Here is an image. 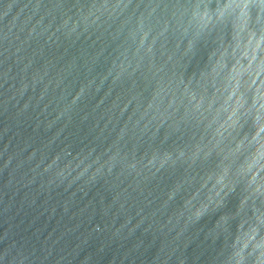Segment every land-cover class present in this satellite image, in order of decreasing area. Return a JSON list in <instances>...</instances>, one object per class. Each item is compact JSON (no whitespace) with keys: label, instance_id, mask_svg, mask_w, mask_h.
I'll return each mask as SVG.
<instances>
[{"label":"water","instance_id":"obj_1","mask_svg":"<svg viewBox=\"0 0 264 264\" xmlns=\"http://www.w3.org/2000/svg\"><path fill=\"white\" fill-rule=\"evenodd\" d=\"M237 4L0 0V264H264V0Z\"/></svg>","mask_w":264,"mask_h":264},{"label":"clouds","instance_id":"obj_2","mask_svg":"<svg viewBox=\"0 0 264 264\" xmlns=\"http://www.w3.org/2000/svg\"><path fill=\"white\" fill-rule=\"evenodd\" d=\"M241 2H242V7H241L240 4H237L236 10L239 11L241 15H245L246 14V10L249 7V4L252 3V0H241ZM228 12H229V9L226 6L225 7V14H228ZM256 24L260 25L259 20H257ZM260 30H261V28H260ZM255 39H256V34H255V31H253L252 33L249 34V43H252V41L255 40ZM253 59H255V57H253ZM262 107H264V105H262Z\"/></svg>","mask_w":264,"mask_h":264},{"label":"snow or ice","instance_id":"obj_3","mask_svg":"<svg viewBox=\"0 0 264 264\" xmlns=\"http://www.w3.org/2000/svg\"><path fill=\"white\" fill-rule=\"evenodd\" d=\"M262 131H264V129H262Z\"/></svg>","mask_w":264,"mask_h":264}]
</instances>
